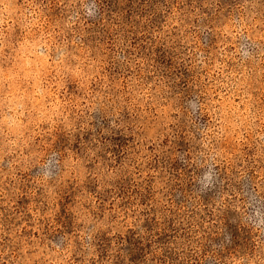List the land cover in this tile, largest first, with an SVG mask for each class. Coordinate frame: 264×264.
Listing matches in <instances>:
<instances>
[{
    "label": "rangeland",
    "instance_id": "rangeland-1",
    "mask_svg": "<svg viewBox=\"0 0 264 264\" xmlns=\"http://www.w3.org/2000/svg\"><path fill=\"white\" fill-rule=\"evenodd\" d=\"M0 264H264V0H0Z\"/></svg>",
    "mask_w": 264,
    "mask_h": 264
}]
</instances>
